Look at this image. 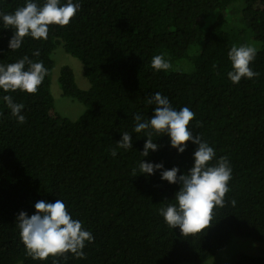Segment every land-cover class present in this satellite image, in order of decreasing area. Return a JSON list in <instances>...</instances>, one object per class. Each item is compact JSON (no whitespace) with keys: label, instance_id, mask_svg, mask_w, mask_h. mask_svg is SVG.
Returning a JSON list of instances; mask_svg holds the SVG:
<instances>
[{"label":"trees","instance_id":"16d2710c","mask_svg":"<svg viewBox=\"0 0 264 264\" xmlns=\"http://www.w3.org/2000/svg\"><path fill=\"white\" fill-rule=\"evenodd\" d=\"M33 2L42 6L45 0ZM26 3L0 0V13L13 14ZM73 3L80 8L68 26L51 25L46 40L25 37L15 51L9 48L14 29L6 28L0 17V65L27 56L47 70L36 94L0 89V264H200L234 237L264 244V0ZM238 3L261 47L250 65L258 75L233 84L228 77L232 46L223 27ZM59 45L81 61L89 82L88 89H81L69 66L60 71L63 95L86 108L76 120L59 113L51 93L52 54ZM156 55L171 67L153 69ZM184 60L192 70H175ZM157 92L174 110L188 107L194 113L189 128L214 149L210 166L227 157L232 170L224 206L213 210L211 227L195 236L169 227L160 214L170 204L178 206L176 194L182 187L161 175L173 168L179 169L178 177L188 174L198 145L188 142L181 154L167 134L154 132L159 148L143 157L148 138L134 131L137 114L145 120L153 117L155 105L147 99ZM5 95L24 105L23 124L11 114ZM123 132L132 136V148L117 146ZM142 161L163 169L142 174ZM57 199L93 239L85 242L81 258L67 253L33 260L17 217L35 214L38 201ZM230 264H264V254L237 252Z\"/></svg>","mask_w":264,"mask_h":264},{"label":"clouds","instance_id":"9594fccd","mask_svg":"<svg viewBox=\"0 0 264 264\" xmlns=\"http://www.w3.org/2000/svg\"><path fill=\"white\" fill-rule=\"evenodd\" d=\"M79 8L80 4L73 3V0H67L64 5H61L60 0H45L42 6H38L33 0H27L26 5L18 8L13 14L0 13L4 26L14 29L9 48L12 51L19 49L24 38L28 36L36 40H46L51 25L68 26ZM33 55L39 56L40 53L35 51ZM228 55L233 69L228 72V77L233 84H239L242 78L251 80L258 75L250 67L257 55L255 47L233 46ZM151 66L161 71L168 70L171 64L165 61L162 55H156L152 58ZM46 75L47 70L42 62H33L25 56L18 62L0 65V89L4 92L20 90L36 94ZM3 99L11 114L23 124L25 116L21 113L24 105L14 103L10 95H5ZM147 102L155 105L154 115L150 120H145L137 114L134 129L136 133H146L148 138L141 153L143 157L159 148L152 140L154 132L162 136L167 134L171 146L181 154L186 151L188 142L198 145L194 153V167L188 174L178 177L179 169L173 168L163 170L161 175L163 180L171 184L179 182L182 187L176 194L175 201L178 206L170 204L166 209H160V214L169 227L179 228L184 236H195L211 227L213 210L217 206H224L232 170L227 157H222L217 165L210 166L215 151L208 143L202 141L200 135L193 136L189 126L194 120V113L188 107L174 110L168 98L158 92L148 98ZM117 146L121 149L132 148V136L123 132L122 140ZM111 155L115 157L116 150H112ZM139 168L142 174L152 175L155 171L162 170L163 165L142 161ZM232 203L235 204V201ZM35 208L36 213L31 217L24 212L17 217V226L26 245L27 254L38 261L66 256L67 253H72L77 258L83 257L85 242L92 241L93 237L89 231L83 230L79 220L71 217L65 203L59 199L55 203L38 201Z\"/></svg>","mask_w":264,"mask_h":264},{"label":"rangeland","instance_id":"374dc122","mask_svg":"<svg viewBox=\"0 0 264 264\" xmlns=\"http://www.w3.org/2000/svg\"><path fill=\"white\" fill-rule=\"evenodd\" d=\"M239 4L240 3L234 5L230 9V16L227 17V22L223 29L228 33L232 47L249 45L259 50L261 44L243 19ZM52 58L54 59L55 66L52 73L51 93L54 98L56 109L62 116L71 120H76L84 113L86 108L78 100L63 95L58 84V78L62 67L69 66L74 72L78 86L84 90L88 89L89 82L84 76L82 63L78 58L65 52L62 45L57 46L52 54ZM174 68L177 71L181 70L185 72L192 70L190 63L187 60L177 62ZM237 252H246L253 255L264 254V244L249 238L234 237L229 245L221 249L212 259L200 264H230L232 258Z\"/></svg>","mask_w":264,"mask_h":264}]
</instances>
